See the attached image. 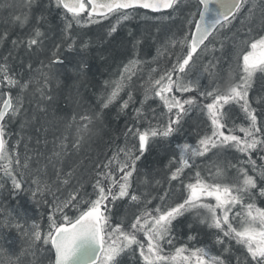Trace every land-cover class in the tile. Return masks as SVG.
<instances>
[{"label":"snow or ice","instance_id":"obj_1","mask_svg":"<svg viewBox=\"0 0 264 264\" xmlns=\"http://www.w3.org/2000/svg\"><path fill=\"white\" fill-rule=\"evenodd\" d=\"M182 2L49 0L50 5L62 10V32L68 51L77 43L74 28L112 18L115 22L108 28L110 35L142 10L170 19ZM34 3L36 0H25L24 6L29 11L15 16L21 27L29 22ZM196 4V10L185 18L187 30L169 36L151 61L142 60L134 52L118 74L104 82L106 91L98 97L100 111L94 115L87 110L83 114L73 112L67 118L64 133L54 138V148L47 157L55 172L51 183L47 179V165L32 169L31 156L21 162L20 141L10 140L9 126L27 114L25 104L31 103L29 95L34 98L39 94L41 100L51 101L45 89L55 76V66L64 63L59 53L61 45H56L48 64L41 61L36 69L29 64L30 75L26 79L9 63L11 52L3 57L0 189L10 181L13 190H21L25 180L30 179L35 185L30 189L34 202L41 203L37 197H52L51 202L42 201L49 208L46 230L36 221L27 228L19 222L15 224L18 230L24 228V235L29 237L32 249L29 255L34 256L37 245H42V250L50 253L49 264H121V257L129 252L138 253L140 264H228L223 254L212 251L213 245L196 243L195 235L189 234L183 242L177 237L174 222L191 214L213 232L214 245L222 248L223 253H231L233 247L241 250L243 261L237 257V264H264V206L258 203L264 199V124L250 100L256 78L264 79V0H196ZM44 19L43 14L37 16L33 34L26 39H13V48L24 46L31 51L42 46L44 33L38 25ZM234 21L241 25L236 32H233ZM225 32L232 36L230 62L223 83L218 79L217 64L211 60L193 79L196 57L215 52L216 43L223 51L221 37ZM7 39V32L0 35V41ZM139 43L136 41L134 48ZM87 47V42L82 43L81 51ZM165 57L169 63L161 67L159 61ZM150 63L155 66L148 68ZM86 67L85 59L81 58L78 70L83 72ZM45 68L49 71H44ZM204 73L211 87L201 84ZM136 78L143 98L140 106L132 109V123L126 124L123 143L94 166L91 192H86L79 182L71 187L75 167L65 171V158L73 151L79 153L92 132L91 125L102 120L105 109L119 103V111L125 112L134 103ZM125 92L127 99L122 98ZM151 101L156 102L155 107ZM36 107L46 111L38 103ZM234 108L238 115L233 114ZM194 110L205 117L206 130L198 134L194 143L185 140L176 144L165 165L167 187L165 181L155 180L152 185L155 194L147 188L140 191L134 186L138 162L152 142L168 140L178 133L185 117ZM74 126L75 138L69 143ZM54 159L59 163H54ZM57 183L60 186L53 188ZM141 183L150 182L145 178ZM125 200L134 210L131 216L116 218L112 206ZM188 227L191 229L192 225ZM26 251L21 250L11 264H20Z\"/></svg>","mask_w":264,"mask_h":264},{"label":"trees","instance_id":"obj_2","mask_svg":"<svg viewBox=\"0 0 264 264\" xmlns=\"http://www.w3.org/2000/svg\"><path fill=\"white\" fill-rule=\"evenodd\" d=\"M24 5L25 0H0V35L8 33V39L0 41V62L11 52L9 63L14 71L22 74L26 79L30 75L28 65L31 64L32 68L36 69L40 67L41 61L48 64L52 52L56 51V45L60 44L59 53L64 63L55 66L53 69L55 76L49 82L48 88L45 89L51 95V101L41 100L39 94H36L34 98L29 95L28 99L31 100V103L25 104L27 114H22L20 119L9 126L10 140L13 143L17 140L20 141L18 150L21 162L26 156H31L32 169L43 165L48 166L47 179L51 183L55 179V172L52 165L48 163L47 157L54 148V138L64 133L67 118L73 112L83 114L87 110L94 115L96 111H100L98 97L106 91L104 82L113 79L134 52H138L142 60L151 61L157 55V49L164 44L169 36L182 33L187 26L185 18L189 16L190 12L196 10L197 4L196 0H183L180 9L173 13L170 19L162 18L161 14L142 10L140 15L119 25L117 31L110 35L108 28L112 23L107 22L106 19L84 28H74L73 35L77 37V43L71 51L67 50V44L63 37L62 10H57L54 5H50L49 0H36L31 8L29 22L21 27L14 18L29 11ZM41 14L45 17L38 25L44 33L42 46L31 51L24 46L18 49L13 48L11 43L13 39H26L33 34V29L37 26V16ZM145 16L147 18H144ZM233 25V32L241 29L239 21H234ZM240 34H242V30ZM231 36L232 33L225 32L221 37L225 45L223 51L216 43L217 50L215 52L202 53L196 57V66L192 69L193 79H195L196 73L203 72L205 60H211L212 63H218V79L220 83H223L230 62ZM136 41H140V43L134 48ZM84 42L88 43V47L81 51V44ZM81 58L85 59L87 65L83 72L78 70ZM168 63L167 57L159 61L161 67ZM154 66L151 63L147 65L148 68ZM73 69H77V71H73ZM44 71H49V69L45 68ZM31 74L37 75L35 72ZM138 84L139 78L134 79V103L125 112L119 111V103L105 109L102 120H95L91 125L92 132L85 138L79 153L73 151L65 158L63 164L65 171L72 166L75 167V177L71 187H75L79 182L83 184L86 192L92 191L91 181L94 166L104 160L106 156H110L116 145L123 143L126 124L132 123V109L140 106L139 101L143 97ZM201 84L205 87L212 86L207 73L201 77ZM122 98L127 99V92L122 94ZM250 100L252 106L257 109L259 121L264 124V102H257L258 100L264 101V79L259 76L250 91ZM37 103L46 111L38 110ZM150 104L155 107L156 102L151 101ZM233 114L238 115V110L234 108ZM149 115L151 114L149 113ZM24 120L26 121L23 122ZM237 122H240L239 118ZM205 130V117L194 110L185 117L180 131L173 137L168 140L160 139L152 142L141 161L138 162L139 171L134 179V186L140 191L147 188L154 194L156 189L152 185L155 180L165 181L164 187H167L168 173L165 165L175 152L176 144L185 140L194 143L198 134H203ZM74 138L75 126L69 133V143ZM254 158H256L255 155ZM257 162L260 163L259 160ZM54 163L58 164L59 162L54 159ZM41 178L44 179L43 176ZM145 178L150 182L147 185L141 183ZM59 186L57 183L53 185V188ZM31 188H35V185L31 184L30 179H26L21 190H13L10 181L0 189V264H11L21 250L27 251L21 258L20 264H33V262L34 264H49L50 253L42 250V245H37L34 256L28 254L32 251L29 248V237L24 235V228L18 230L15 227L17 222L27 228L30 227L32 221H36L41 224L43 230L47 228L49 208L42 201L47 199L51 202L52 197L49 195L37 197L41 200V203L37 204L32 198ZM57 194L60 195V193ZM258 203L264 206V199ZM133 210L126 200L118 201L112 206L113 215L116 218L125 214L131 216ZM9 213H11L10 216ZM6 217L7 225H5ZM174 223L175 233L181 242L189 234L195 235L196 243L213 245L212 251L215 254H223L228 264H237V257L243 261L241 250L238 247H233L231 253H223L222 248L215 246L213 232L206 225H201L198 219H193L191 214L178 218ZM189 224L192 225L191 229L188 227ZM121 264H140L138 253L129 252L123 255Z\"/></svg>","mask_w":264,"mask_h":264},{"label":"rangeland","instance_id":"obj_3","mask_svg":"<svg viewBox=\"0 0 264 264\" xmlns=\"http://www.w3.org/2000/svg\"><path fill=\"white\" fill-rule=\"evenodd\" d=\"M107 20V22H109V23H114L115 21H114V19H112V18H110V19H106ZM187 28H188V25L186 26V28H184L183 29V31H185V30H187ZM182 31V32H183ZM222 39V38H221ZM217 45L220 47V44L219 43H217ZM214 61V60H213ZM209 61L208 60H205V64H207ZM215 64V63H214ZM216 64H218V63H216ZM26 120H24L23 122H25Z\"/></svg>","mask_w":264,"mask_h":264},{"label":"water","instance_id":"obj_4","mask_svg":"<svg viewBox=\"0 0 264 264\" xmlns=\"http://www.w3.org/2000/svg\"><path fill=\"white\" fill-rule=\"evenodd\" d=\"M198 18V17H197Z\"/></svg>","mask_w":264,"mask_h":264}]
</instances>
